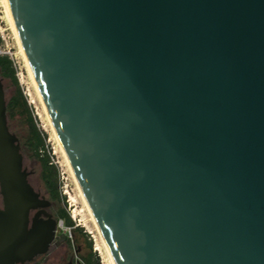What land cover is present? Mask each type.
Masks as SVG:
<instances>
[{
    "label": "water",
    "instance_id": "water-1",
    "mask_svg": "<svg viewBox=\"0 0 264 264\" xmlns=\"http://www.w3.org/2000/svg\"><path fill=\"white\" fill-rule=\"evenodd\" d=\"M115 264H264V0H8ZM0 75V264L59 222L29 183Z\"/></svg>",
    "mask_w": 264,
    "mask_h": 264
},
{
    "label": "rangeland",
    "instance_id": "rangeland-1",
    "mask_svg": "<svg viewBox=\"0 0 264 264\" xmlns=\"http://www.w3.org/2000/svg\"><path fill=\"white\" fill-rule=\"evenodd\" d=\"M1 4L0 57H8L12 61L16 78L15 81L3 77L0 72L7 105L21 91L28 109L26 112L24 107L20 106L12 116L7 113L9 129L20 141L24 167L31 174L32 185L51 202L48 212L57 220L60 210L64 209L70 214L74 222L72 229L66 227L63 221L59 222L56 241L51 252L53 255L59 256L61 261H73L74 264H86L85 258L89 257L91 253L93 259L99 260L100 264H112L38 96L2 0ZM30 117L33 118L38 131L45 136V150H41V155H48L50 165L55 167L60 192L59 198L53 199L51 197L42 178L43 163L36 157L34 150L28 147L32 134L29 125Z\"/></svg>",
    "mask_w": 264,
    "mask_h": 264
},
{
    "label": "trees",
    "instance_id": "trees-1",
    "mask_svg": "<svg viewBox=\"0 0 264 264\" xmlns=\"http://www.w3.org/2000/svg\"><path fill=\"white\" fill-rule=\"evenodd\" d=\"M0 72L2 73L3 77L11 78L16 81L13 63L8 57H0ZM20 106L22 108L24 107L25 111L28 112L27 103L24 100L21 91H19V93L15 97H13L11 101L9 102V104L7 105V113L10 116H12L14 112L18 110V107ZM29 125L31 128L32 134H31L30 142L28 143V147L34 150L36 157H38L43 163L42 178H43L45 187L50 192L51 197L53 199L59 198L60 192L58 189V182L56 178L55 167L50 165L48 155H45V156L41 155V150H45V136L38 131L32 117L29 118ZM57 221L58 222L63 221L64 225L71 229L74 227V222L70 214L64 209L60 210ZM85 263L86 264H100L99 260L95 261L93 259L92 253L90 254L89 257L85 258Z\"/></svg>",
    "mask_w": 264,
    "mask_h": 264
},
{
    "label": "flooded vegetation",
    "instance_id": "flooded-vegetation-1",
    "mask_svg": "<svg viewBox=\"0 0 264 264\" xmlns=\"http://www.w3.org/2000/svg\"><path fill=\"white\" fill-rule=\"evenodd\" d=\"M28 181L32 185L31 174H29V176H28ZM34 189L37 193L40 194L41 197L46 198L44 195L41 194L40 191L36 190L35 187H34ZM0 209L1 210L4 209L3 197L1 195V192H0ZM48 209L49 208H46V209L38 208L35 210H31L30 217H29L30 218L29 229H32L34 227V225L45 224L47 221H49L50 217L53 218V216L48 212ZM56 234H57V232H56ZM56 237L57 236L55 235V238H54L49 250L46 253L39 254V255L35 256L31 261H26L25 263H18V264H74L73 261H61L59 259V256L52 254L51 250H52V247L56 241Z\"/></svg>",
    "mask_w": 264,
    "mask_h": 264
},
{
    "label": "bare ground",
    "instance_id": "bare-ground-1",
    "mask_svg": "<svg viewBox=\"0 0 264 264\" xmlns=\"http://www.w3.org/2000/svg\"><path fill=\"white\" fill-rule=\"evenodd\" d=\"M2 3H3V5H4L5 11H6V15H7V17H8V20H9V22H10V25L12 26V29H13L14 35H15L16 40H17V42H18V45H19V48H20V52H21V54H22V56H23V58H24V60H25V62H26L28 72H29V74H30V76H31V78H32V80H33V83H34V86H35L36 91H37V93H38V96H39V98H40V100H41V103L43 104V107H44V109H45V112H46V114H47V110H46V107H45V105H44L43 99H42V97H41L40 91H39V89H38L37 83H36V81H35V78H34V75H33L32 69H31V66H30V64H29V62H28V59H27V57H26V55H25V52H24V49H23V47H22V44H21V41H20V38H19V34H18V31H17L16 25H15V21H14V18H13V14H12V11H11V8H10V5H9V2H8V0H2ZM47 115H48V114H47ZM48 118H49V116H48ZM49 121H50V119H49ZM50 123H51V121H50ZM51 125H52V123H51ZM52 128H53V125H52ZM53 130H54V128H53ZM54 134L56 135L55 131H54ZM56 137H57V135H56ZM57 141H59L58 138H57ZM59 144H60V142H59ZM60 146H61V144H60ZM61 148H62V151H63V155L65 156V159H66L67 162H68L69 169H70L71 174H72V176H73V178H74V180H75V183H76V185H77V188H78V190H79V192H80V194H81V196H82V198H83L85 204L87 205V207H88V209H89V212H90V214H91V216H92V219H93V221H94V223H95L96 228L98 229L97 224H96V222H95V219H94V217H93V215H92V213H91V210H90V208H89V206H88V204H87V201H86V199H85V197H84V195H83V193H82V191H81V189H80V187H79V184H78V182H77V180H76V178H75V175H74V173H73V170H72V167H71V165H70V162H69V160H68V158H67V155H66V153H65V151H64V149H63L62 146H61ZM98 232H99V234H100V236H101V233H100L99 229H98ZM101 239H102L103 244H104V246H105V248H106V251H107V253H108V255H109V258H110V260H111V263H112V264H115V262H114V260H113V258H112V256H111V254H110V252H109V250H108V248H107V246H106V244H105V242H104L102 236H101Z\"/></svg>",
    "mask_w": 264,
    "mask_h": 264
},
{
    "label": "built area",
    "instance_id": "built-area-1",
    "mask_svg": "<svg viewBox=\"0 0 264 264\" xmlns=\"http://www.w3.org/2000/svg\"><path fill=\"white\" fill-rule=\"evenodd\" d=\"M1 8H2V4H1V0H0V14H1ZM2 18V16L0 15V19Z\"/></svg>",
    "mask_w": 264,
    "mask_h": 264
}]
</instances>
